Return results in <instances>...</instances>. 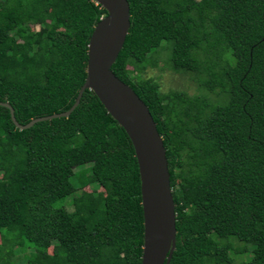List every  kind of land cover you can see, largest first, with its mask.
Listing matches in <instances>:
<instances>
[{
  "label": "trees",
  "instance_id": "16d2710c",
  "mask_svg": "<svg viewBox=\"0 0 264 264\" xmlns=\"http://www.w3.org/2000/svg\"><path fill=\"white\" fill-rule=\"evenodd\" d=\"M127 3L110 70L162 140L175 214L168 264H229V238L248 252L241 264H264V0ZM104 14L93 0H0V102L17 123L73 103ZM159 54L214 100L141 76ZM92 183L104 193L83 190ZM141 246L133 148L92 91L66 117L24 129L0 105V264H14L15 248L29 249L21 264H139Z\"/></svg>",
  "mask_w": 264,
  "mask_h": 264
},
{
  "label": "water",
  "instance_id": "95a60500",
  "mask_svg": "<svg viewBox=\"0 0 264 264\" xmlns=\"http://www.w3.org/2000/svg\"><path fill=\"white\" fill-rule=\"evenodd\" d=\"M105 14L93 26L86 45L85 78L73 103L64 111L15 121L7 102L9 118L18 129L50 118L66 117L77 105L83 90L92 91L106 113L117 122L133 148L138 169L142 211V246L139 264H168L175 243L174 203L161 137L147 106L110 70L129 26L127 0H93Z\"/></svg>",
  "mask_w": 264,
  "mask_h": 264
},
{
  "label": "rangeland",
  "instance_id": "374dc122",
  "mask_svg": "<svg viewBox=\"0 0 264 264\" xmlns=\"http://www.w3.org/2000/svg\"><path fill=\"white\" fill-rule=\"evenodd\" d=\"M33 29H36L38 25H32ZM164 54V53H163ZM163 54L157 55L155 61L156 64L154 65H146L141 72V76L143 77H150L153 78L157 84L159 85V89L161 92L166 93L170 92L171 94H179L184 92L187 95H199V94H206L209 96V100H214V94H207L205 90L200 89L197 80L194 77V74L189 71H179L174 72L172 69L168 67L164 62H162ZM165 58V57H164ZM129 68V67H128ZM87 166V164L83 166H77L73 168L74 172L80 171L82 168ZM80 189H77L75 193H78ZM89 194L97 193H104L102 187L96 185L95 183L90 184L89 186H85L83 188ZM65 207L70 210L71 206L69 203V199L65 202ZM228 241L231 243V250L228 252V255L231 259L229 264H241V262L247 258V251L239 253L238 249L244 246L239 241L235 240L234 238H229ZM248 248V246H247ZM29 249H25L24 252L19 251L18 249H14V264H21L24 262L23 253L27 252ZM49 256L50 254V247L47 249Z\"/></svg>",
  "mask_w": 264,
  "mask_h": 264
},
{
  "label": "clouds",
  "instance_id": "9594fccd",
  "mask_svg": "<svg viewBox=\"0 0 264 264\" xmlns=\"http://www.w3.org/2000/svg\"><path fill=\"white\" fill-rule=\"evenodd\" d=\"M101 18V17H100Z\"/></svg>",
  "mask_w": 264,
  "mask_h": 264
}]
</instances>
